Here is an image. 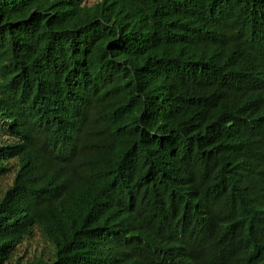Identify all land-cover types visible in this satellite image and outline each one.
<instances>
[{
  "label": "trees",
  "instance_id": "obj_1",
  "mask_svg": "<svg viewBox=\"0 0 264 264\" xmlns=\"http://www.w3.org/2000/svg\"><path fill=\"white\" fill-rule=\"evenodd\" d=\"M0 264H264V0H0Z\"/></svg>",
  "mask_w": 264,
  "mask_h": 264
},
{
  "label": "rangeland",
  "instance_id": "obj_2",
  "mask_svg": "<svg viewBox=\"0 0 264 264\" xmlns=\"http://www.w3.org/2000/svg\"><path fill=\"white\" fill-rule=\"evenodd\" d=\"M99 0H87L88 4H93ZM12 178V174H9L5 178L0 180V196L4 188L10 184ZM50 244H48L47 240L44 238L43 234L40 231H36L35 235L30 239L21 244L16 251L13 260H11V264L15 261L21 260V262H25L28 259H31L33 256L40 254L42 252L49 253Z\"/></svg>",
  "mask_w": 264,
  "mask_h": 264
}]
</instances>
